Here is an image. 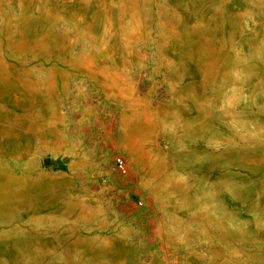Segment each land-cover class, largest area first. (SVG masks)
<instances>
[{
  "label": "rangeland",
  "instance_id": "1",
  "mask_svg": "<svg viewBox=\"0 0 264 264\" xmlns=\"http://www.w3.org/2000/svg\"><path fill=\"white\" fill-rule=\"evenodd\" d=\"M74 171L115 219L64 253ZM63 254L264 264V0H0V264Z\"/></svg>",
  "mask_w": 264,
  "mask_h": 264
},
{
  "label": "crops",
  "instance_id": "2",
  "mask_svg": "<svg viewBox=\"0 0 264 264\" xmlns=\"http://www.w3.org/2000/svg\"><path fill=\"white\" fill-rule=\"evenodd\" d=\"M78 174V171H74L67 177L58 178L53 184L56 189H54L52 201H56L58 204L57 213L47 217L46 221V229L47 233L51 234L53 249L59 250L63 247L62 245H66L62 249L64 253L74 249V244L79 237H83L82 247H84L86 242L89 240L91 242L95 238L94 236L114 225L113 214L99 204L103 201L93 197L88 192L86 185L77 184ZM123 230V223L116 224L115 232L119 233ZM63 236L68 237V240L65 239L68 242L64 244L58 241V238ZM64 256L65 254L60 259L48 264H58L62 262Z\"/></svg>",
  "mask_w": 264,
  "mask_h": 264
},
{
  "label": "built area",
  "instance_id": "3",
  "mask_svg": "<svg viewBox=\"0 0 264 264\" xmlns=\"http://www.w3.org/2000/svg\"><path fill=\"white\" fill-rule=\"evenodd\" d=\"M118 161H119V163H120V164H121V166H122L123 160H122V159H120V158H118Z\"/></svg>",
  "mask_w": 264,
  "mask_h": 264
}]
</instances>
